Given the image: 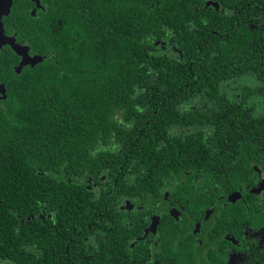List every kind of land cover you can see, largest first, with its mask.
I'll use <instances>...</instances> for the list:
<instances>
[{"label": "trees", "instance_id": "1", "mask_svg": "<svg viewBox=\"0 0 264 264\" xmlns=\"http://www.w3.org/2000/svg\"><path fill=\"white\" fill-rule=\"evenodd\" d=\"M211 1L64 0L35 28L43 61L4 70L0 264H135L124 199L144 218L175 188L201 218L188 182L264 162V25Z\"/></svg>", "mask_w": 264, "mask_h": 264}, {"label": "flooded vegetation", "instance_id": "2", "mask_svg": "<svg viewBox=\"0 0 264 264\" xmlns=\"http://www.w3.org/2000/svg\"><path fill=\"white\" fill-rule=\"evenodd\" d=\"M63 1L0 0V85H5V68L7 75L21 72L36 66L32 58L43 57L36 49L35 28L52 27L56 21L62 24L52 13ZM253 1L255 9L264 11V0ZM222 8L230 11L228 6ZM259 12L253 15L254 26L264 25ZM4 93V89L0 90V103ZM259 165H251L247 179L240 178L218 188L220 184L215 179L194 177L187 183L181 177L172 181L174 187L187 183L194 191L190 194L200 191L209 199V208L202 211L201 218L193 212L192 201L182 204L180 195L178 199L177 194H171L178 192L175 188L165 190L163 200L167 204L156 205L154 208L159 209L144 218H138L142 207L124 199L123 214L133 211L132 217L142 223L134 231L137 234L129 238V244L124 245L128 251L137 250L134 257L123 259L134 260L135 264H233L235 260L237 264H264V162Z\"/></svg>", "mask_w": 264, "mask_h": 264}, {"label": "water", "instance_id": "3", "mask_svg": "<svg viewBox=\"0 0 264 264\" xmlns=\"http://www.w3.org/2000/svg\"><path fill=\"white\" fill-rule=\"evenodd\" d=\"M215 5L218 6V4H215ZM43 59H44L43 57L37 56V57H35V58H32L31 61H34V62H32V64H33V65H36V64H38L39 62H42ZM23 63H26V62H23ZM3 89H4V91H5V87L2 86V85H0V90L2 91Z\"/></svg>", "mask_w": 264, "mask_h": 264}, {"label": "rangeland", "instance_id": "4", "mask_svg": "<svg viewBox=\"0 0 264 264\" xmlns=\"http://www.w3.org/2000/svg\"><path fill=\"white\" fill-rule=\"evenodd\" d=\"M233 94V93H232ZM233 264H237V260H235L234 262H233Z\"/></svg>", "mask_w": 264, "mask_h": 264}]
</instances>
